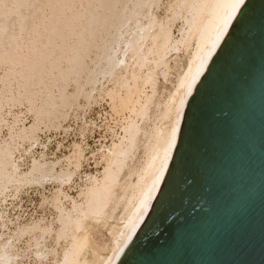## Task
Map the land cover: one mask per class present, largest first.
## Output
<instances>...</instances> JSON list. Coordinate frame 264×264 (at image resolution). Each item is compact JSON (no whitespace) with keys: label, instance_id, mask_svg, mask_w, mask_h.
Wrapping results in <instances>:
<instances>
[{"label":"bare ground","instance_id":"1","mask_svg":"<svg viewBox=\"0 0 264 264\" xmlns=\"http://www.w3.org/2000/svg\"><path fill=\"white\" fill-rule=\"evenodd\" d=\"M247 1L0 0V264H19L23 241L35 264L50 256L52 264L119 263L161 188L187 104ZM181 52L184 66L177 64ZM171 71L176 84L160 102L157 81L167 82ZM98 100L120 117L106 125L120 134L102 153V171L86 174L76 201L65 187L81 167L82 144L49 160L39 133L61 129L71 111ZM23 106L33 115L30 126L23 112L13 113ZM140 146V161L128 167ZM45 183L57 185L44 199L55 219L26 221L13 203ZM88 223L107 227V243L91 247ZM46 238L55 246L64 241L60 253Z\"/></svg>","mask_w":264,"mask_h":264},{"label":"water","instance_id":"2","mask_svg":"<svg viewBox=\"0 0 264 264\" xmlns=\"http://www.w3.org/2000/svg\"><path fill=\"white\" fill-rule=\"evenodd\" d=\"M118 264H264V0H248L190 98Z\"/></svg>","mask_w":264,"mask_h":264},{"label":"rangeland","instance_id":"3","mask_svg":"<svg viewBox=\"0 0 264 264\" xmlns=\"http://www.w3.org/2000/svg\"><path fill=\"white\" fill-rule=\"evenodd\" d=\"M162 1H163V4L165 5L166 0H162ZM159 15L163 17L164 13L162 10L159 11ZM175 35H177L176 32H175ZM185 62H186V56L184 53L181 52L179 54L177 64L179 66H184ZM171 66H174L173 62L171 63ZM176 76H177L176 72L171 71V74L167 77V82H164L163 79L159 77L157 81L156 98L160 102H163L164 100L167 99L168 92L176 84ZM72 88H73V85L69 87V92L73 90ZM109 106L110 105H109L108 100H104V101L98 100L96 104L94 105L92 104L90 107L82 108V110L74 109L73 111L75 114L73 113V111L69 113V116L67 117L68 119H66L64 123L63 122L61 123L62 128L58 129L59 131L58 130L52 131L51 129L53 128H50L48 129L49 131L48 132L47 129L42 127L43 132L41 134L39 133V138L41 139L39 140V142L42 145L45 144L46 149L43 150L41 146L39 145L37 147L38 149L36 148L35 150V155L38 156L39 153H41V151L43 150L42 152L46 154V158H48L49 160H53L56 158L60 159L61 157L63 158L64 156H68L70 152L72 151L73 144H78V145L82 144V147L85 151L84 152L85 158L83 157L84 160L83 159L81 160V167L76 172L78 174H75V176L73 177L72 183L69 186L65 187V192L76 201H80L79 191L81 190V188H84V186L86 185V181H85L86 174L87 176L97 175L102 171L103 169L102 166H104L103 160L101 161L102 153H106L107 147L110 146L112 141H116L117 140L116 135L120 134V131L118 130V128L115 127L113 128L114 130V135H113L111 130H109L106 126L108 125V126L113 127L114 126L113 122L120 120L119 119L120 117L116 115L115 113H113V111H111V108ZM20 111L23 112V117L26 118L25 119L26 126H30L33 123V115L32 114L29 115V113L26 112V108L24 106L13 109V113L15 114H19ZM45 123H47V121H45ZM86 123H87L86 125L87 127H85ZM144 126H146V128L147 126L150 127L151 123L148 122ZM81 130H83L84 133ZM4 134H6V131H4ZM141 147L142 146H140L137 149V151L134 153V157L132 158L134 161H132V159L128 161V162H131V163H128L129 165L128 167H130V165H135L137 164L136 162L140 161V157H142V151H143ZM27 162L29 163V158L25 159L23 167L28 166ZM132 162L135 164H133ZM128 170H130V168ZM128 170H125V172ZM43 186H44L43 188L42 187L37 188V186H32L30 187L31 189L26 188L22 190L21 191L22 193H20L19 194L20 196H18L19 198H17L18 200L17 201L15 200L17 203L15 201L13 203L17 205V207L19 208L21 207L20 209L21 211L24 212L25 220L27 219L26 221H30L31 219L35 220L38 218H41V219L43 218V220L46 223H49L51 221L50 219H53V218L55 219L56 211L53 210V208L50 207L51 205L48 203V201L46 202L44 199L45 197L48 199L51 198L57 185L45 183ZM9 203H11V200ZM66 206L70 208V201L66 202ZM118 213L119 212H117V215H119ZM112 222L113 221H111L110 224H112ZM85 233L91 244V247L95 248V247L101 246L103 243H107V239H108L107 227L103 228L102 226H96L95 224L90 223L87 226ZM46 239H47L46 240L47 247L49 246V249L53 247V249L58 251L57 253H60L59 251H61V248L65 245L64 241H62L59 243V245L55 246V243L53 242V238H46ZM19 247L22 250L23 249L26 250V254H27L26 257H24L21 261H19V264H35L34 262L35 259L33 260L34 257L31 255H28L27 253L29 251H27L28 247L25 244V241L21 242ZM89 257H90V252L86 255L87 260L90 259ZM49 260L50 262L49 261L44 262L43 264H48V263L52 264V261H53L52 256L49 257ZM38 264H42V263H38Z\"/></svg>","mask_w":264,"mask_h":264}]
</instances>
